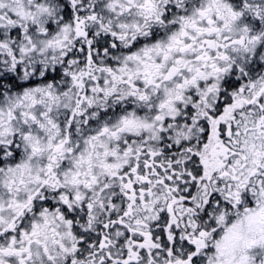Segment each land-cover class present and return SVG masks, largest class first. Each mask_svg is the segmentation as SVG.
<instances>
[{"label":"snow or ice","instance_id":"snow-or-ice-1","mask_svg":"<svg viewBox=\"0 0 264 264\" xmlns=\"http://www.w3.org/2000/svg\"><path fill=\"white\" fill-rule=\"evenodd\" d=\"M0 264H264V0H0Z\"/></svg>","mask_w":264,"mask_h":264}]
</instances>
